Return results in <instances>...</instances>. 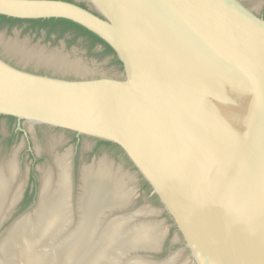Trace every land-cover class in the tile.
<instances>
[{
	"label": "water",
	"instance_id": "95a60500",
	"mask_svg": "<svg viewBox=\"0 0 264 264\" xmlns=\"http://www.w3.org/2000/svg\"><path fill=\"white\" fill-rule=\"evenodd\" d=\"M86 2L0 0V15L85 27L113 49L122 77L39 74L0 49V115L16 119L0 124L135 169L194 264H264V18L242 0ZM94 164L75 175L72 158L75 196L82 169ZM37 172L33 206L0 245L36 205ZM127 206L110 203L106 211ZM158 248L137 247L120 259Z\"/></svg>",
	"mask_w": 264,
	"mask_h": 264
},
{
	"label": "bare ground",
	"instance_id": "6f19581e",
	"mask_svg": "<svg viewBox=\"0 0 264 264\" xmlns=\"http://www.w3.org/2000/svg\"><path fill=\"white\" fill-rule=\"evenodd\" d=\"M0 49L7 58L15 59L23 67L32 66L37 69L44 66L54 73L84 78L93 75V71L80 61L71 60L58 51L49 53L30 48L25 42L5 40L2 37ZM56 145L50 142L45 148V151L52 154V163L40 169L39 199L15 223L4 242H1L0 251L3 253L0 254V264H9V256H16L21 261L22 256L24 258L28 255L39 261L38 264L180 262L179 258L149 262L148 257L139 255L126 258V262L121 260L120 254L124 255L137 247L158 246L164 235L165 224L156 221L154 224L152 221L156 219L140 220L137 211L121 212L114 216L110 214V210L106 211L110 203L126 204L131 191L124 174H120L113 165L106 162L107 158L106 161H98L93 166L82 169L80 190L75 196L72 186V155L69 151L54 155L52 151ZM38 151L43 150L38 148ZM23 177L15 154L13 158L0 161V222L20 199L25 185Z\"/></svg>",
	"mask_w": 264,
	"mask_h": 264
},
{
	"label": "rangeland",
	"instance_id": "374dc122",
	"mask_svg": "<svg viewBox=\"0 0 264 264\" xmlns=\"http://www.w3.org/2000/svg\"><path fill=\"white\" fill-rule=\"evenodd\" d=\"M73 1H76L79 4H87L86 0ZM254 12L256 13L257 10ZM258 13L259 11L257 14ZM26 27L27 24L25 22L20 23L9 30L4 27H0V37L5 40L12 39L18 40L19 42H25L30 48L42 49L49 53L58 51L59 54L64 56L66 55L71 60H78L85 67L93 71V75H88L85 78L122 77V65L116 63L115 58L112 55L104 54L103 48L100 45L90 47L89 42L84 38L73 39L74 36L69 34H65L60 37L57 34H50L47 36L44 31H30ZM11 63L15 64L13 61H11ZM25 69L28 71L35 70L31 66H26ZM36 73L50 75L52 70L42 66L36 69ZM55 75L60 76L59 73H55ZM64 77L75 78L79 76H75L73 74H64ZM49 143L48 141L27 136L0 124V159L8 160L13 158V155L15 154L17 156L19 169L21 170L25 181L20 201L15 206H13V209H11L7 214L5 220H2L0 223V237L9 227V225L16 218H18V216H20V214L33 206L38 189L39 174L37 170H40L49 163H52V156L49 157L47 154H45V148L47 145H49ZM38 148L43 151H38ZM55 148L52 151L54 155L66 154L68 151V153L72 155L75 175L76 172L78 173V169L84 165H90L97 163L98 161H106L108 159L106 162H109V164L113 165L112 167L119 171L120 174H124L125 181H128V184L131 185H128V188L131 191L129 192L130 194L126 210L130 209L127 211H131L133 213L137 211V213H139L140 220L156 219L152 221L154 224L155 221L158 223L163 222L162 224H165V229H163L164 235L162 240L159 242L158 250L153 252L139 251V256L152 258V261L154 260L155 262H159L167 258H173L176 260L179 258L178 261L180 260V262L178 264H193L190 257V252L186 248L184 241L182 240L169 215L165 212L157 197L155 195H150V189L145 190L141 188L144 180L135 169L131 168L122 161L67 146L57 144ZM31 171L33 172L35 178L34 192L32 195L30 194L28 195L29 197L26 196L27 198L22 200L26 193L25 191H31L32 188L28 182ZM9 259L10 262L13 261V258ZM146 260L148 261V259ZM149 262H151V259Z\"/></svg>",
	"mask_w": 264,
	"mask_h": 264
},
{
	"label": "trees",
	"instance_id": "16d2710c",
	"mask_svg": "<svg viewBox=\"0 0 264 264\" xmlns=\"http://www.w3.org/2000/svg\"><path fill=\"white\" fill-rule=\"evenodd\" d=\"M79 5L84 7V4H79ZM7 22L11 24L29 22L32 23L33 26H37L39 28H49V33H57L59 37L63 36L66 33H70L74 36L73 39L84 38L89 42L90 47H93L95 45H100L103 48L104 54L112 55L115 58L116 63L121 65V62L117 59L113 49L104 40H102L99 36L89 31L85 27L73 21L63 18L23 20V19L9 18L0 15V27H2L3 24ZM0 118L8 119L9 123L15 122L16 120L14 117H10V116L5 117L0 115ZM99 144L104 146H113L119 148L117 145L107 141H99ZM32 180L33 179H31V182ZM141 188L145 190L150 189L149 185L145 181H143ZM26 196L29 197L28 193H26Z\"/></svg>",
	"mask_w": 264,
	"mask_h": 264
},
{
	"label": "flooded vegetation",
	"instance_id": "af4514ba",
	"mask_svg": "<svg viewBox=\"0 0 264 264\" xmlns=\"http://www.w3.org/2000/svg\"><path fill=\"white\" fill-rule=\"evenodd\" d=\"M71 1H73V0H71ZM243 2V4L246 6V7H248L249 9H251L253 12L254 11H256L257 10V12L259 11V13H258V15L259 16H261V17H263L264 18V0H244V1H242ZM254 9V10H253ZM256 12V13H257ZM26 24H27V27L26 28H28L30 31H44L45 32V34L47 35V36H49L50 34H57V33H49V28H39V27H37V26H33V24L32 23H29V22H25ZM18 24H20V23H16V24H11V23H9V22H7V23H5V24H3V26L2 27H4V28H6V29H10V28H12V27H14V26H16V25H18ZM66 34H69V35H72V34H70V33H66ZM65 35V34H64ZM16 121V120H15ZM75 135V134H74ZM75 138H76V140L78 141L79 140V138L80 137H76L75 136ZM99 141L100 140H97V144L98 145H100L99 144ZM31 179H33L32 180V182H31ZM28 182H29V184H30V187H32L31 188V191H29V190H26L25 192L26 193H28V195H32L33 194V192H34V185H35V178H34V174H33V172L31 171V173H30V176H29V179H28ZM31 192V193H30ZM26 193H25V195L23 196V199L22 200H24V198H26Z\"/></svg>",
	"mask_w": 264,
	"mask_h": 264
}]
</instances>
